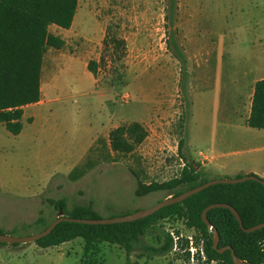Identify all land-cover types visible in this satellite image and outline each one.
Listing matches in <instances>:
<instances>
[{"label": "rangeland", "instance_id": "obj_1", "mask_svg": "<svg viewBox=\"0 0 264 264\" xmlns=\"http://www.w3.org/2000/svg\"><path fill=\"white\" fill-rule=\"evenodd\" d=\"M165 6V0H78L72 27L59 35L63 48L44 54L42 102L23 107L18 135L0 125L4 235H30L13 229L42 214L56 217L48 199H65L67 209L91 204L100 218L148 208L166 193L137 197L138 184L177 176L185 160L214 178L218 172L209 158L227 163L232 151L264 133L243 124L248 85L264 75V0H177L174 28L187 58L188 116L181 66L166 48ZM105 36L124 41L121 60L103 48ZM101 56L104 63L93 77L84 64ZM231 77L252 80L243 83L238 99L227 90ZM132 122L146 138L130 154L113 153L109 132ZM183 225L178 218L159 220L130 253L101 243L84 254L79 238L50 248L0 245V264H202L189 262L186 252L155 251L169 227L198 236Z\"/></svg>", "mask_w": 264, "mask_h": 264}, {"label": "trees", "instance_id": "obj_2", "mask_svg": "<svg viewBox=\"0 0 264 264\" xmlns=\"http://www.w3.org/2000/svg\"><path fill=\"white\" fill-rule=\"evenodd\" d=\"M165 2L166 48L181 66V92L188 116L190 105L185 92L187 58L177 42L174 28L178 11L177 0H165ZM77 6L78 0H0V124L10 134L16 136L22 130L23 107L40 101L41 69L45 52L49 48L60 50L65 44L63 39L48 31L49 26L55 25L68 30ZM103 46L106 51L111 50L110 55L114 61L121 60L125 56V44L122 39L105 36ZM100 63H104L102 56L99 61L90 60L87 63L86 69L93 77H96ZM27 121L31 122V118ZM246 125L251 129L264 130V79L254 83ZM145 138L144 128L139 123L132 122L113 128L108 134V146L113 153L130 154ZM182 144L183 141H180L179 146ZM216 178L221 177L210 178L202 171L199 163L185 160L177 176L163 182L138 184L135 195L144 197L152 193L164 192L165 198L177 196ZM48 202L58 215L63 214L77 219L100 218L91 204L75 205L67 209L65 199H48ZM214 203L232 206L239 214L245 228L264 222V187L255 181H245L232 185H212L180 203L165 206L149 217L129 223L84 225L60 222L35 244L40 248H50L79 238L84 244V254L95 253L101 243L122 246L127 253H130L139 238L159 220L178 218L188 228H194L204 240V252L208 261L232 264L229 250L223 253L213 250L212 234L201 219L203 209ZM206 216L213 229L219 234V248L230 246L242 261L264 264V228L252 233H244L235 217L226 208L210 209ZM56 217L50 218V215L42 214L32 223H22L13 230L32 231L31 233L35 234L44 230ZM0 234L3 233L0 231ZM163 237L164 244L160 249L155 250L159 254L171 249L170 238L165 233ZM0 245L5 244L0 243ZM90 263L92 262H84V264Z\"/></svg>", "mask_w": 264, "mask_h": 264}, {"label": "water", "instance_id": "obj_3", "mask_svg": "<svg viewBox=\"0 0 264 264\" xmlns=\"http://www.w3.org/2000/svg\"><path fill=\"white\" fill-rule=\"evenodd\" d=\"M245 181H255L258 182L260 185L264 187V180L259 179L258 177L254 175H244L242 177H221V178H216V179H211L209 181H206L202 185H199L193 189H190L188 191H185L177 196H170L167 198H164L157 203H155L153 206H150L148 208L142 209V210H136L133 213L122 215V216H117V217H112V218H99V219H77V218H71L67 217L63 214H59L55 219H53L50 224L42 231L35 233V234H30L27 236H21V237H13L9 235H4L0 234V243L2 244H23V243H35L38 239L45 237L48 235L53 228L59 224L60 222H71V223H77V224H84V225H111V224H117V223H129L133 222L139 219H143L146 217H149L150 215L154 214L157 212L159 209L169 206L175 203H180L184 201L186 198L197 194L198 192L212 186V185H217V184H237V183H242ZM213 208H226L228 209L232 215L235 217L237 220L239 227L241 231L244 233H252L257 230H260L264 228V222L259 223L257 225H254L249 228H245L242 225L241 219L239 217V214L237 211L230 205L225 204V203H214L210 204L207 207H205L201 213V219L206 225L208 231L211 232L212 234V248L213 250L217 251L218 253H223L226 250L230 251V256L232 259V264H250L247 262L242 261L240 258H238L233 250L231 249L230 246L218 247V242H219V234L218 232L213 229L211 223L207 219V212L210 209Z\"/></svg>", "mask_w": 264, "mask_h": 264}, {"label": "crops", "instance_id": "obj_4", "mask_svg": "<svg viewBox=\"0 0 264 264\" xmlns=\"http://www.w3.org/2000/svg\"><path fill=\"white\" fill-rule=\"evenodd\" d=\"M71 27H72V24H71ZM48 31L51 34L59 37V35H61L62 32H65L67 30H63V29H61L55 25H51V26H49ZM43 59H44V56H43ZM58 59L61 61L62 59L66 60L68 58H66V57L62 58L60 56L59 58H57V60ZM42 64H43V60H42ZM84 65L86 67L87 63ZM41 75H42V69H41ZM92 79H93V77H92ZM260 79H264V75ZM260 79H255L253 81L250 80L252 82L249 85H248V83L250 81L245 82V80H244V82H243V83H247V85L249 87L247 89L248 90V92H247L248 93L247 115H246V119L243 123L244 125H246V120H247V118L249 116V112H250V105H251V98H252L254 83ZM93 82L95 84L94 79H93ZM230 83L231 84L227 88V90L230 91L234 95L235 99H238V96L241 94V90L243 89V83H241V81L239 79H236L233 77H231ZM40 91H41V88H40ZM42 97H43V94L41 92L40 101L35 103V104H31V105L40 104L42 102ZM27 106H29V105H27ZM23 117H24V112H23L22 118ZM0 125H2V124H0ZM246 127H247V125H246ZM247 128H249V127H247ZM246 132H248V134H250L249 131H246ZM245 143H246V145H245L244 149L234 150L231 152L232 160L227 162V163L222 162L220 160V157L208 159V164L211 166V168L217 169V172H218L217 176L226 177L227 175H231L230 177H232V176L235 177L236 175L242 174V175H256V176L264 179V133L259 137L249 138V140H247ZM224 170L226 173L220 174Z\"/></svg>", "mask_w": 264, "mask_h": 264}, {"label": "built area", "instance_id": "obj_5", "mask_svg": "<svg viewBox=\"0 0 264 264\" xmlns=\"http://www.w3.org/2000/svg\"><path fill=\"white\" fill-rule=\"evenodd\" d=\"M183 226L185 231L192 230L194 234H197L194 228H188L185 224ZM165 234H167L170 238L171 250L178 252L179 254L186 252L189 256V262H198L202 264H221L215 260L208 261L204 252V240L199 236V234L197 237L196 235H186L183 234L181 230L170 227L165 229Z\"/></svg>", "mask_w": 264, "mask_h": 264}]
</instances>
